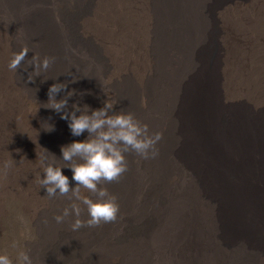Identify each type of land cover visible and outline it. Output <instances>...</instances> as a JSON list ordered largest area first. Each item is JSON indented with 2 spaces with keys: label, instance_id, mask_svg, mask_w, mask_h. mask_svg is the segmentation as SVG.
<instances>
[{
  "label": "bare ground",
  "instance_id": "1",
  "mask_svg": "<svg viewBox=\"0 0 264 264\" xmlns=\"http://www.w3.org/2000/svg\"><path fill=\"white\" fill-rule=\"evenodd\" d=\"M229 1L0 0V254L14 264L19 251L33 264H259L264 0L222 13L228 41L241 42L222 55L213 11ZM24 47L25 63L10 71ZM33 55L55 60L28 82ZM222 73L227 94L260 108L224 105ZM55 83L66 85L56 100L73 92L68 112L111 103L109 114L132 113L162 134L156 158L126 153L128 171L102 185L119 205L115 222L73 231L77 217L54 219L80 201L47 196L40 157L51 161L52 153L63 166L61 146L88 136L71 135L68 121L47 108ZM61 171L75 187L71 169Z\"/></svg>",
  "mask_w": 264,
  "mask_h": 264
},
{
  "label": "clouds",
  "instance_id": "2",
  "mask_svg": "<svg viewBox=\"0 0 264 264\" xmlns=\"http://www.w3.org/2000/svg\"><path fill=\"white\" fill-rule=\"evenodd\" d=\"M28 52L29 49L24 47L14 54L8 65L9 70L12 72L20 70ZM54 60V57L41 59L38 55H33L30 61L33 70L28 76V82H34V78L40 76L42 71H47ZM65 88L66 85L63 83H55L49 87L47 108L59 113L61 119L68 121L71 135L81 136L86 132L88 136L83 141L74 140L70 144L61 146L60 160L64 162L63 166L55 164L56 156L52 153H50L51 161L48 160L47 155L41 156L40 164L44 177L39 180V184L46 189L50 198L57 195L74 198L86 207L89 216L86 221L78 218L82 209L77 203L65 207L60 215L54 217L57 223H63L69 216L77 217L71 224V229L77 231L83 227H98L117 220L119 205L116 203V197L102 185L119 182L128 171L126 153L133 152L146 160L156 158L159 155L156 145L162 139V134L159 132L150 134L148 126L138 121L132 113L120 111L109 114L114 107L111 103H104L103 107L98 109H90L88 105L81 108L73 104V111L68 112L66 111L68 99L73 92H67L60 100L55 99L56 95ZM77 112L80 114L77 115ZM53 130V126H50L46 131ZM44 150L45 153H49ZM62 168L71 169L72 180L76 182L75 187L70 186L69 178L62 173ZM81 188L94 194L97 199L94 201L89 196H82ZM0 264H14V262L4 253L0 254ZM15 264H33V261L27 252L19 251Z\"/></svg>",
  "mask_w": 264,
  "mask_h": 264
},
{
  "label": "rangeland",
  "instance_id": "3",
  "mask_svg": "<svg viewBox=\"0 0 264 264\" xmlns=\"http://www.w3.org/2000/svg\"><path fill=\"white\" fill-rule=\"evenodd\" d=\"M220 0H212L211 4H216L218 3ZM220 4L223 3V2H219ZM253 3H256L255 0H230L229 2H226V4H223L221 7L219 8H216L214 11H213V14H214V18L216 19V30H217V36H216V44L218 46V49H220V54L224 55L226 53V48L228 49L227 45L230 44V43H234V42H238L239 40H237L238 38L234 36H230V40L228 41V30H226L225 26L222 24L221 22V17H222V13L224 11H227L229 9L232 10L230 12L232 13H235V11L237 12L238 11H242L243 9H246L248 7H250L251 5H253ZM219 4V5H220ZM258 3H256L257 5ZM79 36L82 35L81 31H79ZM233 38V39H231ZM237 38V39H236ZM238 43H241L240 41ZM221 78H223V84H222V102L224 105H234V106H239L240 104H247L249 105L254 111H257L260 107V109H263L264 108V105L262 106H257V104H255L254 102L252 103V101L250 102L249 100L247 99H244V98H232L234 97L233 95H229L227 94V91L226 89L224 88V79H225V76L224 74L222 73L221 75ZM242 104V105H243ZM256 108V109H255ZM79 203V202H77ZM80 204V203H79ZM20 215V214H19ZM17 215L15 216L14 218V221H15V224L17 226H19L20 228L24 229L25 228V221H26V218L23 217V215ZM22 216V217H21ZM24 227V228H23ZM24 232V231H23ZM258 263L259 264H264V255H262L260 258H258Z\"/></svg>",
  "mask_w": 264,
  "mask_h": 264
}]
</instances>
